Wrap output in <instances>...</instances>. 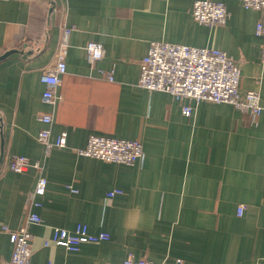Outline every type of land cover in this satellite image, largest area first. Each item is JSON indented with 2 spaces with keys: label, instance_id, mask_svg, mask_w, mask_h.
Returning <instances> with one entry per match:
<instances>
[{
  "label": "crops",
  "instance_id": "1",
  "mask_svg": "<svg viewBox=\"0 0 264 264\" xmlns=\"http://www.w3.org/2000/svg\"><path fill=\"white\" fill-rule=\"evenodd\" d=\"M215 1L226 7L225 25L195 22L194 0H0V56L17 51L0 60V264L13 250L3 228L19 229L31 213L41 221L27 227L30 264H264V110L254 123L228 104L177 101L138 86L151 41L212 48L237 63L240 91L258 92L264 107L261 13L240 0ZM63 27L72 31L50 132H66L67 144L45 156L38 118L51 108L41 101L40 73ZM88 43L103 49L93 65ZM91 135L139 140L143 156L132 166L78 156ZM15 156L42 167L13 172ZM39 176L45 194L32 198ZM113 189L122 193L106 205ZM79 223L109 240L78 252L45 245L54 229Z\"/></svg>",
  "mask_w": 264,
  "mask_h": 264
},
{
  "label": "built area",
  "instance_id": "2",
  "mask_svg": "<svg viewBox=\"0 0 264 264\" xmlns=\"http://www.w3.org/2000/svg\"><path fill=\"white\" fill-rule=\"evenodd\" d=\"M245 9L257 10L261 17L256 23L255 34L261 39L260 55L264 63V0H240ZM193 20L201 25L222 26L228 19V12L222 2L215 0H194L191 8ZM72 28L63 27L58 49L50 64L40 73V82L44 89L41 101L51 110L39 116L43 128L37 134V140L44 147V154L48 156L53 148H65L67 144L66 132L51 136L50 125L57 107L62 103L63 96L59 92L62 77L66 72L65 55L67 40ZM86 59L89 64L103 58L102 46L98 43H88L85 47ZM108 80L112 81L110 73ZM240 69L237 63L224 51L212 48L175 45L165 42L151 41L147 53L139 63L138 86L150 92L158 91L171 95L177 101L186 99L195 102H212L228 104L242 113L250 116L252 122L264 110L260 102V95L256 91L241 92L239 89ZM182 114L186 117L192 114V107L184 104ZM74 152L78 156L89 157L111 164L132 166L143 156V146L139 140L91 135L83 148ZM8 167L16 173H24L30 167L39 169V163H30L26 157L15 156L9 160ZM46 179L39 176L32 198L42 197L46 190ZM122 193L113 189L106 193L105 203L110 205L113 198ZM35 205H40L35 202ZM244 206L237 208V215H242ZM40 217L31 213L25 224L17 230L3 228L9 234L13 245L11 259L7 264H30L32 256V235L28 231L29 224L39 223ZM108 233L91 234L85 224H77L73 231L54 229L51 238L45 242L63 247L68 252H78L83 244H95L108 241ZM176 260L173 264H180ZM51 264V263H48ZM115 264H154L147 260L135 261L132 258Z\"/></svg>",
  "mask_w": 264,
  "mask_h": 264
},
{
  "label": "water",
  "instance_id": "3",
  "mask_svg": "<svg viewBox=\"0 0 264 264\" xmlns=\"http://www.w3.org/2000/svg\"><path fill=\"white\" fill-rule=\"evenodd\" d=\"M53 8H54V3L53 2H49V14L51 13V11L53 10ZM17 53V51H8V52H6V53H4L3 55H1L0 56V60H3V59H5L6 57H8V56H10L11 54H16ZM0 121H1V118H0ZM2 157H3V154L1 155V157H0V164H1V162H2Z\"/></svg>",
  "mask_w": 264,
  "mask_h": 264
}]
</instances>
